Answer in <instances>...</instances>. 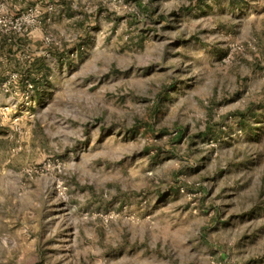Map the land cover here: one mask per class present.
<instances>
[{
    "label": "rangeland",
    "instance_id": "1",
    "mask_svg": "<svg viewBox=\"0 0 264 264\" xmlns=\"http://www.w3.org/2000/svg\"><path fill=\"white\" fill-rule=\"evenodd\" d=\"M0 264H264V0H0Z\"/></svg>",
    "mask_w": 264,
    "mask_h": 264
},
{
    "label": "built area",
    "instance_id": "2",
    "mask_svg": "<svg viewBox=\"0 0 264 264\" xmlns=\"http://www.w3.org/2000/svg\"><path fill=\"white\" fill-rule=\"evenodd\" d=\"M30 87V86H29Z\"/></svg>",
    "mask_w": 264,
    "mask_h": 264
}]
</instances>
